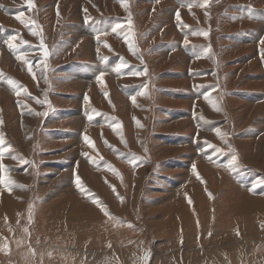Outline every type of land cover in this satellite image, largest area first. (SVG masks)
I'll return each instance as SVG.
<instances>
[{"label":"rangeland","instance_id":"374dc122","mask_svg":"<svg viewBox=\"0 0 264 264\" xmlns=\"http://www.w3.org/2000/svg\"><path fill=\"white\" fill-rule=\"evenodd\" d=\"M0 73L12 86L0 82V183L21 174L10 192L0 184V264H107L68 249L100 251L107 222L122 228L104 248L113 258L141 246L137 264H174L171 247L195 259L233 236L237 264H264V0H0ZM203 185L217 195L214 217ZM181 190L205 200L191 207ZM62 207L70 221L55 216ZM175 207L180 237L164 229ZM3 213L18 247L6 260Z\"/></svg>","mask_w":264,"mask_h":264},{"label":"bare ground","instance_id":"6f19581e","mask_svg":"<svg viewBox=\"0 0 264 264\" xmlns=\"http://www.w3.org/2000/svg\"><path fill=\"white\" fill-rule=\"evenodd\" d=\"M107 12V11H106ZM11 13H12V10H11ZM10 13V14H11ZM150 14V13H149ZM201 21V20H200ZM80 27V26H79ZM204 29V28H203ZM92 36V35H91ZM2 45V44H1ZM17 58H18V55H17ZM175 58V57H174ZM166 63V62H165ZM107 65V64H106ZM137 65V64H136ZM101 67V66H100ZM106 67V66H105ZM39 72V71H38ZM1 74V73H0ZM21 74V73H20ZM44 75V74H43ZM209 78V77H208ZM25 79V78H24ZM216 79V78H215ZM10 81V80H9ZM0 82L1 83H3V84H5V85H7L9 88H11L12 86L11 85H9V84H11V83H7V82H4L3 81V79H1L0 78ZM14 84V83H13ZM1 85V84H0ZM139 85V84H138ZM258 85V84H257ZM15 87V86H14ZM13 87V89H15ZM17 88V87H16ZM17 90V89H16ZM169 91V90H168ZM233 91V90H232ZM174 92H176V91H174ZM111 93V92H110ZM154 93V92H153ZM15 98V97H14ZM112 98V97H111ZM148 98H149V96H148ZM224 98V97H223ZM150 99V98H149ZM152 100V99H151ZM158 100V99H157ZM131 102H132V100H130ZM132 104V103H131ZM199 104V103H198ZM135 105V104H134ZM215 105V104H214ZM240 105V104H239ZM4 106V105H3ZM90 106V105H89ZM134 107H136V106H134ZM142 108V107H141ZM167 108V107H166ZM217 108V107H216ZM187 109V108H186ZM145 113V112H144ZM143 113V114H144ZM217 113V112H216ZM87 114V113H86ZM211 114V113H210ZM98 115V114H97ZM87 116V115H86ZM95 116V115H94ZM154 117V116H153ZM194 117H195V115H194ZM214 118V117H213ZM136 119V118H135ZM141 119V118H140ZM193 119V118H192ZM210 119V118H209ZM221 120V119H220ZM197 121V120H196ZM205 121V120H204ZM6 124V123H5ZM76 124V123H75ZM217 124V123H216ZM118 125V124H117ZM116 125V126H117ZM123 125V124H122ZM115 126V125H114ZM134 126H135V124H134ZM75 127V126H74ZM119 127H121V126H119ZM126 127V126H125ZM123 128V127H122ZM140 128V127H139ZM220 128V127H219ZM23 129V128H22ZM98 129V128H97ZM136 129V128H135ZM197 129V128H196ZM215 129V128H214ZM222 130H224L223 128H221ZM120 131V130H119ZM221 131V130H220ZM226 131V130H225ZM224 131V132H225ZM0 132H2L1 134L2 135H4V136H6V130L4 129V127L3 128H1L0 129ZM25 132H27V131H25ZM24 132V133H25ZM143 132V131H142ZM123 133V132H122ZM144 133V132H143ZM222 133V132H221ZM220 133V134H221ZM15 134V133H14ZM100 134H101V132H100ZM108 134V133H107ZM56 135V134H55ZM78 135H80V134H78ZM145 135V134H144ZM3 136V137H4ZM123 136V135H122ZM199 136H200V134H199ZM10 137V136H9ZM79 137V136H78ZM81 137V136H80ZM219 137H220V135H219ZM198 138V137H197ZM209 138V137H208ZM217 138V137H216ZM230 138V137H229ZM5 139V138H4ZM78 139V138H77ZM226 139V138H225ZM85 140V139H84ZM83 140V141H84ZM88 140V139H87ZM182 140H184V139H182ZM229 141V140H228ZM197 143V142H196ZM212 143V142H211ZM230 143V142H229ZM36 144V143H35ZM87 144V143H86ZM177 144V143H176ZM179 144V143H178ZM90 145V144H89ZM235 145V144H234ZM118 146V145H117ZM200 146L201 147H203V149L204 150H208V149H210V148H212V146L209 144V143H207V142H205V143H200ZM232 146V145H231ZM9 147V146H8ZM29 147V146H28ZM85 147V146H84ZM136 147V146H135ZM17 148V147H16ZM86 148V147H85ZM193 148H195V147H193ZM235 148H236V146H235ZM198 149V148H197ZM202 149V148H201ZM237 149V148H236ZM5 150V149H4ZM215 150V149H214ZM213 150V151H214ZM226 150V149H225ZM224 150V151H225ZM239 150V149H238ZM11 151V150H10ZM227 151V150H226ZM7 152V151H6ZM68 152V151H67ZM98 152V151H97ZM208 152V151H207ZM5 153V152H4ZM124 153V152H123ZM221 153V152H220ZM237 153H239V152H237ZM7 154V153H6ZM138 154V153H137ZM218 154V153H217ZM234 154V153H233ZM240 154V153H239ZM143 155V154H142ZM135 156V155H134ZM152 156H153V154H152ZM204 156V155H203ZM239 156H241V154L239 155ZM205 157V156H204ZM214 157V156H213ZM237 157V156H236ZM95 159V158H94ZM178 159V158H177ZM192 159V158H191ZM238 159H239V157H238ZM237 159V160H238ZM241 159V158H240ZM226 161H228V159L226 160ZM239 161V160H238ZM131 162V161H130ZM192 162V161H191ZM73 163V162H72ZM76 163V162H75ZM138 163V162H137ZM213 163H215V162H213ZM212 163V164H213ZM220 163V162H219ZM245 163V162H244ZM81 164V163H80ZM132 164H133V162H132ZM189 163H187V165H188ZM220 164H222V163H220ZM242 164V163H241ZM3 165V164H2ZM33 165V164H32ZM74 165V164H73ZM139 165V164H138ZM224 165V164H223ZM80 166H82V164L80 165ZM152 166V165H151ZM6 167V163L3 165V167L2 168H0V175L2 174H4L5 173V171H6V169H8V168H5ZM78 167V166H77ZM135 167H136V169L138 168L136 165H135ZM229 167V166H228ZM227 167V168H228ZM143 168V167H142ZM199 168V167H198ZM84 169V168H83ZM105 170H108L109 172H114L115 170H116V168H104ZM141 169V168H140ZM152 169V168H151ZM229 169V168H228ZM227 169V170H228ZM231 169V168H230ZM249 169V168H248ZM142 170V169H141ZM193 170V169H192ZM201 170V169H200ZM199 170V171H200ZM30 171V169L29 168H27L26 170H24V172H25V174H28V172ZM145 171V170H144ZM143 171V172H144ZM233 171H234V169H233ZM10 172V171H9ZM47 172V171H46ZM78 172V171H77ZM82 172H83V170H82ZM103 172H105V171H103ZM102 172V173H103ZM141 172V171H140ZM139 173V172H138ZM140 174V173H139ZM190 174H191V176H192V178L193 179H195V181L197 182V183H205V182H203L202 180H203V178L200 176V174L198 173V169L197 170H195V172H190ZM21 175V174H20ZM19 175V176H20ZM76 175L77 176H79L77 173H76ZM82 175V174H81ZM135 176L137 175V174H134ZM183 175V174H182ZM182 175H180V176H182ZM254 175V174H253ZM6 176V175H5ZM17 174H13V173H10L9 174V177L8 178H6L5 180H3V179H1V185H2V187H4V190H8V188L9 187H12V184H16L17 186H19L20 184H19V182H18V177H19ZM23 176V175H22ZM117 177H119V175L117 174L116 175ZM236 176V175H235ZM2 177V176H1ZM82 177V176H81ZM222 177V176H221ZM246 177V176H245ZM2 178H4V177H2ZM18 178V179H17ZM79 178V177H78ZM142 178H143V174H142ZM77 179V178H76ZM76 179H75V181H76ZM140 179V178H139ZM213 179V178H212ZM220 179V178H219ZM245 179V178H244ZM23 180V179H22ZM26 180V179H25ZM119 180H120V178H119ZM128 180H129V178H128ZM141 180V179H140ZM237 180V179H236ZM74 181V180H73ZM74 181V182H75ZM80 181V180H79ZM175 182V181H174ZM212 182V181H211ZM10 183H11V186H10ZM5 184V185H4ZM76 184V183H75ZM74 184V185H75ZM0 185V186H1ZM4 185V186H3ZM73 185V184H72ZM254 185V184H253ZM170 186V185H169ZM81 187H83V186H81ZM195 187L196 186H194V185H192V184H189V186L187 187H185V189H186V191H190V189H191V191L193 192H195ZM203 187H204V194L207 196V198H208V201H209V207H210V209H211V211H212V209H213V206H214V208H215V206H216V203H217V195L216 196H214V198H215V200H214V203H213V200H212V198H213V194H215V190H210V189H207V186L206 185H203ZM214 187V186H213ZM16 189H17V187H15ZM74 189V188H73ZM75 189H77V187L75 188ZM85 190H86V188H85ZM114 191V190H113ZM10 192V191H9ZM14 192H16V190H14ZM78 192V191H77ZM3 193V192H2ZM190 193V192H189ZM12 194H14V193H12ZM16 194V193H15ZM19 194V193H18ZM22 193H20V195H21ZM68 194V193H67ZM87 194V193H86ZM203 194V195H204ZM201 196V200L202 201H204L205 199H204V196ZM260 195V194H259ZM22 196V195H21ZM119 196V195H118ZM188 196V193L187 192H185L184 190L182 191H180V195H179V197L177 198V200H179L180 198H182V199H185V200H187V203L191 206V207H195V205H194V203H195V201H196V199L197 198H195V193H193V196H192V198H189V197H187ZM8 197V196H7ZM238 197V196H237ZM220 198V197H219ZM119 199V198H118ZM139 199V198H138ZM191 199L193 200V203H192V201H191ZM201 200H199V199H197V204L199 205V201H201ZM15 201V200H14ZM20 201V200H19ZM123 201H124V199H123ZM12 202V201H11ZM23 202V201H22ZM21 202V203H22ZM106 202V201H105ZM20 203V202H19ZM20 203V204H21ZM204 205H206L204 202H202ZM26 204V203H25ZM122 204V203H121ZM196 204V203H195ZM22 205V204H21ZM39 205V204H38ZM19 206V205H18ZM36 207H37V205H35ZM101 206V205H100ZM119 206V205H118ZM197 206V205H196ZM8 207V206H7ZM103 207V206H102ZM37 208H39V206L37 207ZM175 208H177V207H175ZM205 208H206V206H205ZM13 209V208H12ZM11 209V210H12ZM18 209V208H17ZM63 211H64V213H63V211H61L59 214H56L55 216H57V217H60V215H61V217H60V220H63V218H65V220L68 218L69 219V221H70V216H65L64 214L65 213H68L69 214V212H68V210L67 209H65V207H62L61 208ZM177 209H179V208H177ZM203 209V208H202ZM9 211H10V209H8ZM7 210V211H8ZM15 210V209H14ZM34 210V209H33ZM121 210H122V208H121ZM16 211V210H15ZM18 211V210H17ZM39 211V210H38ZM51 211V210H50ZM177 212H176V214L174 215L175 217H177V218H175V219H171V217L169 218V220H166L165 221V224H164V229H166L167 227H170V225H171V228H176V232H177V235H178V237H180L181 236V232L180 231H177V230H180L179 229V227H182V228H185L186 226H187V222H185L186 221V218H182V216H180V214L178 213V210H176ZM13 212V211H12ZM37 212V211H36ZM53 212V211H52ZM35 213V212H34ZM47 213V212H46ZM0 214H2V213H0ZM4 214V213H3ZM9 214H10V212H9ZM37 214V213H36ZM6 215V216H5ZM35 215V214H34ZM47 215V214H46ZM33 216V215H32ZM45 216V215H44ZM79 216V215H78ZM109 216V215H108ZM111 217H113L112 215H110ZM15 217V216H14ZM53 217V216H52ZM75 217V216H74ZM76 217H77V215H76ZM81 217V216H80ZM213 217H214V213H213ZM32 218V217H31ZM49 218V217H48ZM53 218H55V217H53ZM79 218V217H78ZM2 219V218H1ZM37 219H38V215H37ZM44 220L46 219V218H43ZM83 219V218H82ZM116 219V218H115ZM47 220V219H46ZM197 220H198V218L197 217H195V223H193V224H195L196 225V231L198 230V226H197V224L199 225V223L197 222ZM199 220H200V217H199ZM8 221H9V228L11 227V221L9 220V216L7 215V213L6 214H4L3 215V223H2V226H3V228H4V231L2 230V232H6L7 234H8V238L10 239V245H9V249H12V253H9V254H7L6 256L4 255V259L3 260H6L8 257H10L11 255H13V253L14 252H16L17 251V249H18V247L16 246H14L13 245V242H14V239H15V237H16V233H13V231H12V229H11V231H10V233L8 232V228H7V226H8ZM38 221H39V219H38ZM96 221V220H95ZM117 221V220H116ZM175 221H180V222H175ZM220 221H221V218H220ZM104 222V221H103ZM51 224H52V222H50ZM55 223V222H54ZM53 223V224H54ZM77 222H75V224H76ZM87 223H88V221H87ZM90 223V222H89ZM88 223V224H89ZM108 223V226H107V229L108 230H110V231H113V233H110V232H108V230H106L105 229V234H103V236H102V238H104L103 240V243H105V247H107V246H110V245H108L109 243H115V242H119L121 239H119L118 237H117V233H118V230H122V228H119V227H113L111 224L112 223H110V222H107ZM223 223V222H222ZM36 224H37V222H36ZM62 224V222L60 223L59 222V224H58V226H57V228H56V230H58L59 232L60 231H62V234L63 235H65L66 234V236H73V233H74V231L75 230H73V229H71L72 227H71V225H70V223H69V225L70 226H68L67 224H65V227H66V230H64V226H63V224ZM42 225V224H41ZM47 225V224H46ZM49 226V225H48ZM184 226V227H183ZM79 227H80V225H79ZM96 227V226H95ZM12 228H13V226H12ZM16 228V227H15ZM34 228V227H33ZM41 228H42V226H41ZM41 228H39V229H41ZM54 228V227H53ZM76 228H77V226H76ZM17 229V228H16ZM23 229V228H22ZM35 229V228H34ZM43 229H44V227H43ZM47 229V228H46ZM51 229V228H50ZM32 230V229H31ZM38 230V229H37ZM138 230V229H137ZM19 231V230H18ZM24 231V230H23ZM116 231V232H115ZM1 232V231H0ZM19 233V232H18ZM25 232H23V234H24ZM40 233V232H39ZM134 233V232H133ZM2 234V233H1ZM38 234V233H37ZM61 234V235H62ZM49 235V234H48ZM59 235V234H58ZM61 235H59V236H61ZM78 234H76L75 233V236H77ZM170 234H168V236H169ZM172 235V234H171ZM44 236H46V235H44ZM75 236H73V237H75ZM226 236H228V235H226ZM19 237V236H18ZM174 237H177L176 235H174V236H171V241H174L173 240V238ZM40 238V237H39ZM43 238V237H42ZM45 238V237H44ZM241 238V237H240ZM7 238L5 237V238H2V239H0V252H2L1 250V248L3 247V246H7L8 247V243H7V240H6ZM28 239V238H27ZM27 239H25V240H27ZM46 239V238H45ZM44 239V240H45ZM124 239V238H123ZM169 239V238H168ZM39 240V239H38ZM43 240V241H44ZM58 240H62L63 241V244L64 243H67L66 241L67 240H65L64 241V239L63 238H59ZM86 240H87V238H86ZM138 240V239H137ZM197 240H199V239H197ZM233 240H234V237L233 236H229L228 237V240H223V241H220L219 242V245L218 246H216V247H214V248H211V252H208V251H205L204 249H202L200 246L199 247H197V250L195 251V253H197L198 255H196V257H195V259L193 258V255H194V253H185L186 255H182V257H180L181 256V254H182V251L180 250V249H176L175 247L172 249V247H171V251L173 252V251H175V252H173L176 256H177V259L175 260V259H170V257H169V255H167L168 256V258L170 259V261L172 262V263H174V264H193V263H196V264H237L236 263V257L234 258V253L238 250V248L236 247V246H234V244H233ZM49 241V240H48ZM62 241H60V242H62ZM131 241H133V240H131ZM201 241V240H200ZM18 242V241H17ZM35 242H36V240H35ZM176 242H180V240L179 239H177V241ZM243 242V241H242ZM15 243V242H14ZM20 243H22V241L20 240ZM19 243V244H20ZM42 243V242H41ZM88 243V242H87ZM18 244V245H19ZM47 242H46V244H45V246H47ZM237 244V243H236ZM176 245V244H175ZM238 245V244H237ZM243 245V244H242ZM245 245V244H244ZM40 246H42V245H40ZM103 246V245H102ZM102 246H100V248H101V250L100 251H95V250H97L99 247H97V248H91V247H88V249H84V248H81V249H78V248H76V246H70V247H68V249H73L72 250V252H71V256H75L74 258L76 259H86L87 261H90L91 260V258L92 259H96V258H102V259H104L103 257L105 256V257H107L106 259H107V264H137L136 263V261H138V259H139V262H140V260H142L141 262L143 263L144 262V260L146 259V256H145V254H143V253H140V254H138V252H139V250H140V247L139 246H137L138 248H139V250H138V248L137 249H133V250H131L129 253L128 252H126L128 255L127 256H123V255H121L120 257L118 256V258H113L112 256H113V251L115 250V249H111V248H108V249H104L105 247H103L102 248ZM112 247L114 246V245H111ZM30 247V246H29ZM249 247H251V246H249ZM14 248V249H13ZM25 248H27V246H25ZM142 248L143 249H145L146 247H143L142 246ZM59 249V248H58ZM64 249V248H63ZM253 249V248H252ZM8 250V249H7ZM28 250V249H27ZM51 249H49V248H46V247H42L41 249H38V252H39V254H41V255H43L42 257H44V259H43V261H48V260H46L45 259V256H46V253H47V251H50ZM65 250V249H64ZM102 250H103V252H102ZM106 250V251H105ZM254 250V249H253ZM19 251V250H18ZM51 251H53V250H51ZM147 251V250H146ZM7 252V251H6ZM23 252V251H22ZM250 252V251H249ZM50 253V252H49ZM61 253H63V251L61 252ZM148 253V252H147ZM2 254V253H1ZM17 254V253H16ZM18 254H22V253H18ZM52 254V253H51ZM56 254V253H55ZM54 254V255H55ZM239 254H241V253H239ZM37 255H38V253H37ZM62 255V254H61ZM111 255V256H110ZM243 255H244V253H243ZM2 256V255H1ZM151 256V255H150ZM19 257V256H18ZM23 257V256H22ZM28 257V256H27ZM37 257V256H36ZM42 257H40V258H42ZM141 257H142V259H141ZM147 257H149V254L147 255ZM243 257V256H242ZM245 257V256H244ZM25 258V257H24ZM48 258V257H47ZM59 258V257H58ZM148 259V258H147ZM21 260H23V258L21 259ZM21 260H19V262L21 261ZM25 260H27V259H25ZM50 260V259H49ZM52 260V259H51ZM240 260V259H239ZM61 261V260H60ZM238 261V260H237ZM2 263H3V261H1ZM54 262V261H53ZM77 263V262H76ZM19 264H28V263H26V261H21ZM44 264H45V262H44ZM64 264V263H63ZM171 264V263H170Z\"/></svg>","mask_w":264,"mask_h":264},{"label":"snow or ice","instance_id":"6c2138e0","mask_svg":"<svg viewBox=\"0 0 264 264\" xmlns=\"http://www.w3.org/2000/svg\"><path fill=\"white\" fill-rule=\"evenodd\" d=\"M27 2L29 3V4H31V0H27ZM121 2L123 3V0H121ZM179 18V17H178ZM16 19H20V16H17L16 17ZM35 34V33H34ZM10 40H12L13 38H9ZM12 45L11 44H9V47H11ZM46 54V53H45ZM126 65H121L120 67H125ZM29 71L31 72V66L29 67ZM117 71H119V68L117 69ZM101 75H103V73H101ZM33 78H35V75L33 74ZM17 95H19V93H17ZM217 131V134L219 135L220 134V131L217 129L216 130ZM85 139L87 140L88 138L87 137H85ZM0 143H2V141H0ZM89 143L91 144L92 142L91 141H89ZM93 147H94V145H92ZM233 161H235V157H233ZM193 171L195 172V166L193 167ZM77 187L81 190V191H84L85 189H83L82 187H81V184H80V181H79V178H77ZM11 189L9 188V191H10ZM94 204H97V205H100L101 204V202L98 200V199H93V201H92ZM102 210L104 211V213H105V215H109L110 216V213L108 212V210H107V208L106 207H102Z\"/></svg>","mask_w":264,"mask_h":264},{"label":"crops","instance_id":"0c3cea01","mask_svg":"<svg viewBox=\"0 0 264 264\" xmlns=\"http://www.w3.org/2000/svg\"><path fill=\"white\" fill-rule=\"evenodd\" d=\"M62 44H63L64 47L68 45V43H67L66 41H64V43H62ZM72 52H73V51H72ZM208 186H209V185H208ZM209 187H210V186H209ZM209 189H210V188H209ZM213 207H214V206H213ZM176 209H177V208H176ZM177 210H178V209H177ZM176 212H177V211L174 212V215L176 214ZM180 212H183V211L180 210ZM207 212H208V211H207ZM213 212H214V209H213L212 211H209L208 214L211 215V213H212V216H213ZM198 213H199V212H197V213H196L197 215H196V214H195V215H196V217L198 218L197 222L199 223V217H200V214H198ZM187 215H188V214H187ZM187 215H186L185 217H187ZM202 215H203V213H202ZM202 215H201V217H202ZM197 226L199 227L198 224H197ZM217 238H218V237H217Z\"/></svg>","mask_w":264,"mask_h":264}]
</instances>
